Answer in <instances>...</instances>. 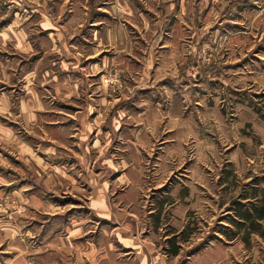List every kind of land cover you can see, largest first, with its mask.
I'll use <instances>...</instances> for the list:
<instances>
[{
    "label": "rangeland",
    "instance_id": "rangeland-1",
    "mask_svg": "<svg viewBox=\"0 0 264 264\" xmlns=\"http://www.w3.org/2000/svg\"><path fill=\"white\" fill-rule=\"evenodd\" d=\"M37 1L0 0V15L17 10L32 21ZM139 2L136 18L126 28L137 43L136 66L128 70L122 63L119 73L108 74L105 82L116 87L112 94L118 103L102 106L98 119L59 118L73 134L63 144L66 149H60L62 158L74 161L55 169L39 157L42 146L49 149V118H41L39 131L33 128L31 135L21 122L13 128L18 144L30 138L31 155L0 142V264H93L82 258L86 239L72 243L62 232L56 244L40 237L38 226L48 208L38 200H63L70 192L84 204L80 193L89 191L86 166L75 160L92 148L86 169L95 173L103 169L94 163L107 144L105 157L123 160L127 154L135 157L130 142L136 139V159L144 165L147 186L141 202L146 211L153 209L154 195L165 189L173 194L190 190L184 200L176 198L179 205L166 207L162 222L160 242L168 249L172 240L182 243L181 264L209 247L216 264H264L263 237L244 241L220 233L233 229L229 223L235 202L246 205L243 194L255 186L264 188V119L249 106L264 109V0ZM229 163L231 178L221 181ZM163 183L166 188L158 194ZM71 201L50 210L64 213L75 203ZM189 234L194 236L187 238Z\"/></svg>",
    "mask_w": 264,
    "mask_h": 264
},
{
    "label": "crops",
    "instance_id": "crops-1",
    "mask_svg": "<svg viewBox=\"0 0 264 264\" xmlns=\"http://www.w3.org/2000/svg\"><path fill=\"white\" fill-rule=\"evenodd\" d=\"M139 1L38 0L32 21L17 10L8 17L3 13L0 15L2 144L20 147L24 154L34 153L32 143L28 142L30 138L26 136L18 144L13 128L22 123L27 129L25 134L31 135L33 128L34 133L39 131L41 118L45 117L51 119L46 139L49 149L42 146L38 156L55 169L67 167L68 162L74 161L62 158L64 152L60 149H66L63 144L73 134L59 118L98 119L102 106L113 103L114 107L118 103L112 94L116 87H108L105 82L108 74L119 73L122 63H127L128 70L131 65L136 66L137 43L131 41L132 33L126 28L136 18L137 5L141 6ZM139 16L146 19L142 14ZM189 81L197 80L190 78ZM7 120L12 125H8ZM136 142L137 139L130 142L135 157L127 154L123 160L112 155L106 158L104 154L110 148L107 144L101 158L94 163L103 169L95 173L94 169H86L92 163V148H86L82 158L75 160L81 168L86 166L84 178L89 191L85 195L80 193L84 204H78L70 192H66L67 198L63 200L39 198L38 202L42 201L48 208L38 226L42 239L56 242L62 232H66V241L72 243L86 239L88 247L82 258L93 264H181L179 261L183 258L179 254L169 256L164 252L168 248L160 242L162 222L166 207L179 205L176 198L184 200L189 197L190 190L184 187L173 194L165 189L160 192L163 196L154 195L153 209L146 211L141 203L147 187L141 168L144 165L136 159ZM42 155L49 159H43ZM229 165L230 168L222 172L221 181L230 180L233 165ZM165 183L157 186L158 194L166 188ZM67 199L75 202L70 203L72 208L67 213L50 210L55 206H66ZM184 229L182 226L180 231ZM209 248L199 251L183 264L218 263ZM74 257L77 261L78 256Z\"/></svg>",
    "mask_w": 264,
    "mask_h": 264
},
{
    "label": "trees",
    "instance_id": "trees-1",
    "mask_svg": "<svg viewBox=\"0 0 264 264\" xmlns=\"http://www.w3.org/2000/svg\"><path fill=\"white\" fill-rule=\"evenodd\" d=\"M199 77L200 76H197L198 79ZM260 98L262 102H264V96H261ZM242 101L247 105L250 104L248 99H243ZM258 105L250 104L249 106H251L254 111L260 115L262 119H264L262 111L263 108H260ZM246 193L249 194H243L241 196L243 201H248L246 205L241 202H235L234 204V216L229 223V225L233 227L232 231L229 234H227L225 231H221L220 233L226 237H232V239L234 237H241L244 239V241H246V239L250 238L252 235H257L264 238V188L259 190V187L255 186L250 192ZM189 237L190 234L187 238ZM175 240L170 242L171 246L167 250L172 256H177L180 252L179 247H181Z\"/></svg>",
    "mask_w": 264,
    "mask_h": 264
}]
</instances>
